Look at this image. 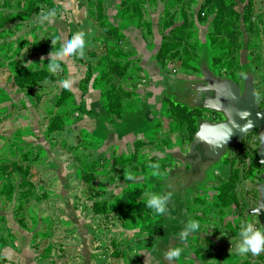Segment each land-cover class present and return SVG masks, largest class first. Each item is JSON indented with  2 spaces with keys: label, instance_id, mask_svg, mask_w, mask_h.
<instances>
[{
  "label": "rangeland",
  "instance_id": "374dc122",
  "mask_svg": "<svg viewBox=\"0 0 264 264\" xmlns=\"http://www.w3.org/2000/svg\"><path fill=\"white\" fill-rule=\"evenodd\" d=\"M90 4L91 73L107 87L111 113L88 112L84 123L76 121L78 101L68 93L59 97L62 69L54 74L47 69L49 53L55 50L48 44L51 32L42 31L34 20L0 14V211L8 214L0 213V234L6 228L9 235L22 229L42 264H158L148 254L158 234L181 232L192 218L200 224L188 236L192 248L182 251L178 260L163 255L162 264H264V250L238 255L234 247L243 224L264 229L257 215L247 211L256 207L264 171L258 162V131L230 148L196 189L178 196L176 219L169 214L170 219L161 223L164 214L147 208L145 196L146 191L174 193L168 189L169 171L181 165L170 155L155 156L154 148L169 146V137L183 141L189 134L192 141L201 118H223L206 109H190L169 91L183 81L202 80L201 63L242 87L251 70L258 103L264 107V0H90ZM141 38L156 45L153 54L166 77L152 85L161 87L170 103L143 140L133 146L131 137L126 138L131 145L117 160L99 119L105 116V123L127 125L123 113L138 109L139 92L152 86L135 61L138 51L143 58L152 56L153 49L149 52ZM76 84L72 80L69 87L77 89ZM90 86L86 82L83 87ZM86 123L99 126L93 128L99 141L87 144L81 134L76 140L79 126ZM152 138L145 148L142 144ZM179 143L172 152L189 150L186 142ZM118 163L124 167L115 169ZM152 163L159 168L151 169ZM110 172L112 178L101 176ZM95 183L106 189L105 195L95 194ZM128 187L124 201L115 197ZM77 248L95 253L86 261Z\"/></svg>",
  "mask_w": 264,
  "mask_h": 264
},
{
  "label": "crops",
  "instance_id": "0c3cea01",
  "mask_svg": "<svg viewBox=\"0 0 264 264\" xmlns=\"http://www.w3.org/2000/svg\"><path fill=\"white\" fill-rule=\"evenodd\" d=\"M51 8L56 9L57 15L54 18H52V20L49 23H46L44 25H38L37 23L36 24L38 27L41 28L42 31H46L48 33L51 32V35L53 36L51 39L48 40V44L52 45L53 48L55 49L58 48L59 41L65 37H70L72 33L75 31H84L86 34L85 57L78 58L76 56H63L58 58L57 60V62L60 63L61 65V69H62L61 73L63 74L60 77V79H58V81L61 82L63 80H69V81L74 80V82L77 83L76 84L77 89L74 87L73 88L68 87L66 89L64 86L61 85L60 88L58 85L60 91L59 97L68 93L69 94L68 97L78 101L77 102L78 109L76 111V116H77L76 121L78 122H82V123L87 122L86 118L90 116L89 114H87L88 112L93 113L94 111H98L100 113L101 110H104L110 115L111 107L106 102L107 87H105L103 84H100L98 76L94 77L93 73H91L90 64L93 62L91 54L93 53L92 50L94 48H92V46H89L88 42L90 41L88 39V36L94 30V28L92 27V21H91L92 7L90 4V0H0V14L16 17L18 21L23 19L22 21L28 22L29 19H31L32 21L34 20L36 22L38 16L42 11H47L48 9ZM116 28L120 33L122 32V30L117 26ZM141 39H143L142 43L146 44L145 48L149 52H151V50L153 49L152 56L148 59L143 58L142 54L139 53L140 51L137 50L138 52L135 56V61L137 60L136 63H138L139 65L138 67L140 71L143 70L144 72L143 77L148 81L150 85H152V81L155 82L161 81L162 83L164 78L166 77L165 76L166 72L163 66L158 63L157 59L155 58V55L153 54L156 49V45L150 46V44L147 43V40L145 38H141ZM52 40H55V43L52 44ZM127 44L128 46H130L128 40H127ZM39 60L48 62L47 59H39ZM78 66L84 69V71H81V68H79ZM86 82L91 83V86L89 88L83 87L85 86ZM144 87L145 88H143V90L139 92L142 96L140 100V107L135 111L131 109L130 111L123 113L122 117L123 119L128 121L127 125H125L124 123H120L121 127H119L118 124H111L109 122L105 123L106 121L104 120L105 116L99 119L100 121L99 126L101 124H104V128L102 130H104V134H106L104 140L107 141V147L109 148L112 147L111 153H114V156L117 158V160L118 157L122 154L120 151L122 149H125V147L128 144H130V142L126 141V138L131 137L130 139L132 141L133 146L135 143L139 142L140 140H143L142 136H145V134H147L152 130V127L156 123L162 120L163 109L165 108V104L170 103L169 98L164 96L166 92L165 91L163 92L161 87L159 88L155 84H153L150 88H146V86ZM79 93H80V98L77 99ZM94 126L93 124L90 123H86V125L82 124L81 126H79L80 133L78 132L76 134L75 136L76 140H78L80 134L82 135L81 141L88 140L87 144H92L93 141L98 140L96 137H98L99 132H96L95 134L93 128L98 129L99 126L98 127H94ZM189 139H190L189 134L183 137V141L182 140L179 141V137L177 136H175L174 138L169 137V139H167V142H169V146H167V143H165V146H161V148L159 149H158L159 146L154 148L155 156L157 155L158 157L165 159L169 157L172 150L180 144L179 142H182V144H185L186 142V145L190 146L191 140ZM152 140L154 139L153 138L147 139L145 140V143L142 145H145L146 146L145 148H147V146L153 143ZM45 156H48L47 152L45 153ZM49 157H51V155H49ZM120 166L124 167V165H120L118 163V166L115 167V169L120 168ZM112 175L113 172L101 174V176L104 177L105 179L107 177L112 178ZM161 184L162 181H159L160 187ZM94 185L95 186L93 190L96 192L95 193L96 195H98L99 193H104L105 195V191H106L105 188H102L99 183L97 184L95 183ZM129 189L130 187L123 188L121 191L122 194H117L115 197L118 196L117 199L119 198L121 199V201H124L125 199V197H123L125 195L124 192ZM173 194H174L173 196L176 199L173 198L169 201L168 207L171 209V211L170 213L168 211L167 214L162 215L161 220H159L161 223L163 219L171 218L173 220V218L176 219L175 217H177L175 216V212L180 209L179 207L180 205L177 199L178 196L176 195L175 192ZM102 199H107V198L104 197ZM77 201H79V199L77 200L75 197L73 199V205L75 207L78 206ZM60 206H62V203H60ZM0 213L2 215H8L4 211H0ZM169 214L171 215V217L169 216ZM60 217L64 219L66 218L64 216H60ZM7 231H9V229L6 228V231L2 232V235L0 234V264H42L41 261L37 258L38 254L31 246V242L29 238L26 239L25 236L21 234L24 233L22 229L17 230L19 231V234H17L16 232L14 234L11 233V235H9L10 233L9 234L6 233ZM179 233L180 232L175 231L170 233L169 235H167L168 233L158 234L157 237L158 239L157 238L155 239L157 240V244H154L153 248L150 247L151 250L153 251L152 252L148 251V254L153 257L155 256V259L158 262V264H162L160 257H162L166 251L176 247L182 248V251L188 250V248L191 249L192 248V243L190 242L191 239L187 238V240L185 241V243L187 244L183 246V244L181 245L183 241L180 240ZM26 237L29 236L27 235ZM90 238H93V236L91 235ZM76 253L77 255H82V256L84 255L83 259L85 258V260L88 261L91 260V257H93L95 251L93 250L91 252L88 251L84 253L83 251L81 252L79 248H77ZM87 257L89 259H87ZM156 257H158V259Z\"/></svg>",
  "mask_w": 264,
  "mask_h": 264
},
{
  "label": "water",
  "instance_id": "95a60500",
  "mask_svg": "<svg viewBox=\"0 0 264 264\" xmlns=\"http://www.w3.org/2000/svg\"><path fill=\"white\" fill-rule=\"evenodd\" d=\"M200 70L202 80L183 81L169 91L179 95L181 103L190 109H206L221 114L223 118L218 121L199 119L189 150H176L170 154L181 161L180 166L169 171L168 189H173L177 196L186 189H196L197 183L206 179L207 171L219 164L230 148L240 145L247 135L255 131L260 138L258 162L264 165V107L258 103L252 71H246L242 87L231 78L216 74L207 62L200 64ZM261 179L259 198L256 207L247 210L249 215H257L254 211L257 208L264 209V171ZM178 182L180 186L175 190ZM257 217L259 224L264 226V210Z\"/></svg>",
  "mask_w": 264,
  "mask_h": 264
},
{
  "label": "clouds",
  "instance_id": "9594fccd",
  "mask_svg": "<svg viewBox=\"0 0 264 264\" xmlns=\"http://www.w3.org/2000/svg\"><path fill=\"white\" fill-rule=\"evenodd\" d=\"M57 15L55 8L48 9L47 11H42L38 16L36 23L38 25H44L49 23L52 18ZM85 32L84 31H75L70 37H65L59 41V47L54 51L49 53V62L47 63V69L50 73H56L60 70L61 65L57 62L58 58L63 56H76L78 58L85 57ZM59 39V38H57ZM55 43V40H52V44ZM63 86L67 89L70 86L71 81L63 80L61 81ZM241 132L244 131L243 128L240 129ZM151 169H158L159 165L152 163L149 164ZM155 174V173H154ZM133 177L128 176L126 179L131 180ZM173 193L171 191L157 193L146 191V207L151 209L154 214H167L168 204L172 198ZM261 210L257 208L254 211L257 215L260 214ZM200 228V224L197 220L188 218L186 222L183 223V228L179 233L181 241H186L188 236L191 233L196 232ZM239 240L235 244V250L238 255H244L246 253H252L258 255L262 250H264V229L255 227L252 223L243 224L239 230ZM233 247V245H232ZM182 248L176 247L170 249L164 253V256L169 261L178 260L181 256Z\"/></svg>",
  "mask_w": 264,
  "mask_h": 264
},
{
  "label": "flooded vegetation",
  "instance_id": "af4514ba",
  "mask_svg": "<svg viewBox=\"0 0 264 264\" xmlns=\"http://www.w3.org/2000/svg\"><path fill=\"white\" fill-rule=\"evenodd\" d=\"M178 98H179V95H176ZM176 185V188H175V190L180 186V182H178L177 184H175ZM175 216H177V214H175ZM176 218V217H175Z\"/></svg>",
  "mask_w": 264,
  "mask_h": 264
}]
</instances>
